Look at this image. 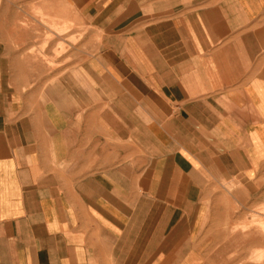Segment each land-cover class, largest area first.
Returning <instances> with one entry per match:
<instances>
[{"label": "crops", "instance_id": "1", "mask_svg": "<svg viewBox=\"0 0 264 264\" xmlns=\"http://www.w3.org/2000/svg\"><path fill=\"white\" fill-rule=\"evenodd\" d=\"M263 174L264 0H0V264H201Z\"/></svg>", "mask_w": 264, "mask_h": 264}, {"label": "rangeland", "instance_id": "2", "mask_svg": "<svg viewBox=\"0 0 264 264\" xmlns=\"http://www.w3.org/2000/svg\"><path fill=\"white\" fill-rule=\"evenodd\" d=\"M44 7L45 4L38 2L39 23L43 25L47 24L49 28L59 33L72 28L71 23L66 21L44 19V16L41 14L45 9ZM42 50L41 46L38 47L37 56L40 59L45 58ZM58 54L60 52L56 49L54 55ZM254 186L259 194L251 202L246 203L244 219L240 220L244 222L239 227V230L244 233L245 247L240 249L231 245L226 248L223 239V225L226 223V219L220 223H204L205 226L200 235V239L204 240L203 248L205 250L201 264H215L221 257H236L240 253H242L243 257L239 260H230L229 264H264V174L263 178L257 179L254 182ZM226 187L230 192L235 189V185H231V183L226 185ZM231 208L237 210L239 206L231 202ZM232 222L234 224L239 223L237 220ZM236 229L237 227L233 226L232 230L236 231ZM210 257L213 258L212 261L208 260Z\"/></svg>", "mask_w": 264, "mask_h": 264}]
</instances>
